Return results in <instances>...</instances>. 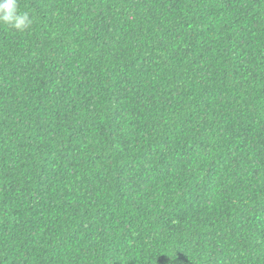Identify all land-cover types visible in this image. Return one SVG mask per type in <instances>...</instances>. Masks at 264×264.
<instances>
[{"label":"trees","instance_id":"16d2710c","mask_svg":"<svg viewBox=\"0 0 264 264\" xmlns=\"http://www.w3.org/2000/svg\"><path fill=\"white\" fill-rule=\"evenodd\" d=\"M18 4L0 264H264V0Z\"/></svg>","mask_w":264,"mask_h":264},{"label":"clouds","instance_id":"9594fccd","mask_svg":"<svg viewBox=\"0 0 264 264\" xmlns=\"http://www.w3.org/2000/svg\"><path fill=\"white\" fill-rule=\"evenodd\" d=\"M0 24L23 32L30 28L32 20L27 12L19 11L18 0H0Z\"/></svg>","mask_w":264,"mask_h":264}]
</instances>
